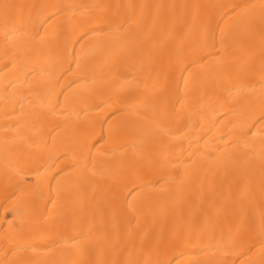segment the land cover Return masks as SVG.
<instances>
[{"label":"bare ground","instance_id":"bare-ground-1","mask_svg":"<svg viewBox=\"0 0 264 264\" xmlns=\"http://www.w3.org/2000/svg\"><path fill=\"white\" fill-rule=\"evenodd\" d=\"M0 264H264V0H0Z\"/></svg>","mask_w":264,"mask_h":264}]
</instances>
